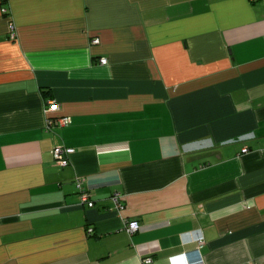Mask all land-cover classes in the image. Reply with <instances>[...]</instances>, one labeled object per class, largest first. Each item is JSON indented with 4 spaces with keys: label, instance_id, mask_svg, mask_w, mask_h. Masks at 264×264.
Listing matches in <instances>:
<instances>
[{
    "label": "crops",
    "instance_id": "obj_1",
    "mask_svg": "<svg viewBox=\"0 0 264 264\" xmlns=\"http://www.w3.org/2000/svg\"><path fill=\"white\" fill-rule=\"evenodd\" d=\"M195 250L264 264V0H0V264Z\"/></svg>",
    "mask_w": 264,
    "mask_h": 264
},
{
    "label": "built area",
    "instance_id": "obj_2",
    "mask_svg": "<svg viewBox=\"0 0 264 264\" xmlns=\"http://www.w3.org/2000/svg\"><path fill=\"white\" fill-rule=\"evenodd\" d=\"M255 1V0H252ZM4 12H7V9L4 8L3 9ZM11 28V33H12V37H15V26L12 23L10 25ZM99 39H95L94 43H98ZM107 59L106 58H102L100 60V62L102 64H106L107 63ZM59 105L58 103L53 100L50 99L48 101V107L47 110L49 111H56L58 110ZM71 117L70 116H65V117H59V118H50V120L48 121V128H52L54 126H65L71 123ZM73 152V149L65 147V146H56L52 153L54 158L62 165V166H67L69 164V155ZM78 185L81 188L82 187V180L79 179L78 180ZM83 199L84 201H88V195L86 193L83 194ZM114 200L117 203L118 208H123V206L120 205L119 202V196L115 197ZM90 206H93L94 203L92 201L89 202ZM140 228V223L137 220H132V221H128L127 225H126V231L130 234L133 235L135 234ZM93 231L92 228L88 229V233H91ZM195 239L199 242L202 243L204 241V237L202 235V233L200 231H197L195 234ZM198 250L195 251H191V252H187L184 254V258L186 260L185 264H195V263H200L202 261V257L201 255L198 253ZM153 262V259L151 257H148L144 260L145 264H151Z\"/></svg>",
    "mask_w": 264,
    "mask_h": 264
}]
</instances>
